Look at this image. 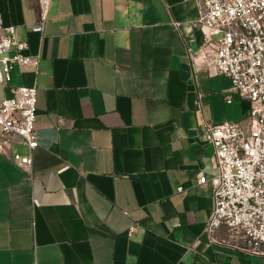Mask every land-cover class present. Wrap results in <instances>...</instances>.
<instances>
[{
	"label": "crops",
	"instance_id": "1",
	"mask_svg": "<svg viewBox=\"0 0 264 264\" xmlns=\"http://www.w3.org/2000/svg\"><path fill=\"white\" fill-rule=\"evenodd\" d=\"M200 10L52 0L41 34L38 0H0L4 24L41 57L1 90L37 86L40 144L31 177L12 160L29 151L20 137L0 151V264H264L204 233L217 172L205 123L249 127L251 103L207 66Z\"/></svg>",
	"mask_w": 264,
	"mask_h": 264
},
{
	"label": "built area",
	"instance_id": "2",
	"mask_svg": "<svg viewBox=\"0 0 264 264\" xmlns=\"http://www.w3.org/2000/svg\"><path fill=\"white\" fill-rule=\"evenodd\" d=\"M199 3V22L205 31L201 53L207 66L229 76L233 88L251 103L249 127L238 121L205 123L203 138L214 147L217 172L212 179L213 208L204 233L212 243L264 254V0ZM38 5L33 30L43 34L52 0H38ZM27 49L28 42L17 37L15 25H5L0 14V151L4 152L14 136L20 137L29 151L14 153L12 160L31 177L33 150L40 144L35 129L38 88L11 86V95L1 93L14 66L37 71L41 57ZM194 55L190 53L191 58ZM206 180V176L200 177V182ZM34 204H38L36 199ZM223 225L229 239L220 240L216 233Z\"/></svg>",
	"mask_w": 264,
	"mask_h": 264
}]
</instances>
